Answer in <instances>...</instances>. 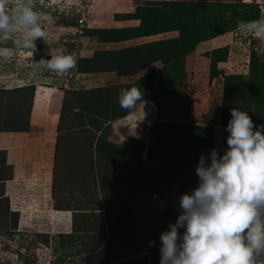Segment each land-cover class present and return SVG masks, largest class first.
Here are the masks:
<instances>
[{
    "label": "rangeland",
    "instance_id": "1",
    "mask_svg": "<svg viewBox=\"0 0 264 264\" xmlns=\"http://www.w3.org/2000/svg\"><path fill=\"white\" fill-rule=\"evenodd\" d=\"M35 3V10L42 14V30L46 34V42L43 38L36 40L35 50L42 51L39 55L45 56L51 51L46 50L48 48H52V50L63 48L68 54L77 59L80 58V55L83 58L91 57L96 49L102 51L105 48V46L98 45L95 39L83 38L86 28H89V26L91 28L108 27L111 26L113 21H123L118 24L122 23L125 26H137L139 24L138 20H123L124 16L121 15L120 17L118 14H132L138 7L146 6L149 3L161 8L162 11H168L171 4H179L178 7H175V12L181 14L188 12L191 9L189 7L191 4H208L212 6L211 12L219 11L224 17H228L235 7L237 12L250 15L249 17L252 20L264 18V0H58L56 4L51 6L48 0H35ZM228 5L234 7H227ZM243 6L249 7L245 8ZM198 13L203 15V17L198 15V17L205 19L204 17L210 14V9L208 6H204L197 11ZM81 17H84L86 21L82 26H78L74 19L78 20ZM177 36V31H169L153 37L163 40ZM229 37L233 38L229 58L230 61L237 63L235 72L248 74V63L252 50L258 56H262L264 60V41L252 36L242 35L239 31H235ZM235 37L240 38V40L235 39ZM14 41L15 36L6 42H0V48L10 49L14 47V50L10 49V55L7 58H0V63H19L14 67L9 66L1 69L3 72L0 73V131L3 129L26 128L29 122L31 91L7 93L8 89L20 85L37 84L39 87L36 92V100L37 96L40 99V94L47 91L42 88L43 85L46 87L47 85L62 87L63 91L66 90L63 88L64 84L69 86L71 90H88L94 86V83L86 82L87 77L78 80H75L74 77L71 79L69 72L57 74L47 69L44 60L40 62L32 61V58H38L33 57L36 54L32 53L33 51L27 52L26 48L18 47ZM128 44L131 43H121V45H114L113 47L119 46L115 48H121ZM16 49L18 51H15ZM25 73L31 78L20 80L19 77L22 78ZM214 81L213 88H217V95L220 96L221 89L218 88V85H221L222 88V81L220 78ZM113 85L117 84H105L104 87ZM187 86H190L189 89ZM196 88V85L190 83V80L189 82L186 79L184 80L183 91L185 93L186 90L189 95L183 103L182 110L185 111L193 100H197L193 96L197 94ZM202 95H204V92ZM67 99L71 101L70 97H67ZM60 100L62 102V95ZM147 100L154 101L153 99ZM70 105L69 103L68 107ZM211 110L208 116L214 119L216 111ZM77 114L76 111H68L64 115L65 122H63V125L66 124L65 128L68 131H65L66 135L62 133L63 148L61 159H59V161H62V175H58L60 184L58 194H60L62 202H67L71 194L74 196L83 195L80 198L85 205L81 207L83 209L80 211L81 214H77L78 223L76 227L79 232L71 234L74 217L72 209H75L74 207L63 213V216L67 218V227H69L66 231L45 227L38 228V231H29L23 227L18 228V232L16 230L12 231L13 224L11 216L8 215L7 219L0 220V264H107L106 261L115 258H123V260L112 264H153L155 257L156 261L160 262L161 254L154 255L156 251H160L158 247L162 243L160 234L169 230V225L176 222L179 216L176 211L178 205H175L174 202H167L170 206L161 203V193H158L155 196L156 198L151 200L149 195L155 189L146 186L147 177L141 171L140 174H138L139 172L136 173L133 168L132 171L130 169V173L126 174L127 179L123 182V186L119 184L117 188L114 184L110 183L108 185L107 199L101 193V182L98 178H96L94 186L89 185V183L79 186L75 183L76 180L82 178L81 173L84 175L87 173L85 162H89L91 159L93 163L97 162L98 154L95 153L94 149H92V156L90 155L91 150L87 147L88 139L92 136L95 141L102 133V130L99 131L94 126L79 127L80 123L85 121L86 118L84 120L77 119ZM157 119H159L158 116ZM86 123H88L87 120ZM228 136L229 133L225 135L222 141L217 143L219 145H215L216 143L213 140L212 145L205 149H197L194 141H192L194 144H183L182 141V143L178 141V143H181V145L178 144L180 164L190 167L196 166L199 164L201 155L210 157L212 149H216L220 156H223L228 148ZM128 137L130 136L116 135L114 131L108 136V140L121 146ZM2 157L3 154L0 153V161ZM146 157L147 150L144 149L141 155L142 162L145 161ZM124 170L127 169L116 168L115 170L114 167L106 165L104 162L99 169L94 168L93 174L94 176L101 174L103 178H109L115 172L119 174ZM190 170L195 171L196 169ZM187 184L191 189L195 187L191 182ZM181 188H184V186ZM70 202V204H73L71 200ZM161 204L164 205L163 208L160 207ZM0 213H6L3 206H0ZM156 213L161 214V217L157 218ZM183 230L185 231L181 228L179 231L182 232ZM150 241H155L156 245H150ZM140 252H146L147 256L143 258H139V256L126 258L131 254ZM96 255H98V258L101 257L99 262L96 259L91 260V257ZM257 264H264V254L257 256Z\"/></svg>",
    "mask_w": 264,
    "mask_h": 264
},
{
    "label": "trees",
    "instance_id": "2",
    "mask_svg": "<svg viewBox=\"0 0 264 264\" xmlns=\"http://www.w3.org/2000/svg\"><path fill=\"white\" fill-rule=\"evenodd\" d=\"M176 6L178 7L179 4H171L168 11H162L160 10L161 8H157L154 4L149 3L146 6L138 7L132 14H118L120 17L121 15L124 16L123 20H138L139 24L137 26L86 28L84 30L83 36L95 39L97 43H119L169 31H177L178 36L117 50H97L91 57L77 59L76 70L78 73L96 74L115 72L120 77L133 76L145 71L156 62H160L161 65L157 69L147 71L131 84H117L110 87L91 88L88 90L63 91V100L57 124L51 197L55 210L66 211L70 210L69 208H75L72 209L74 217L71 234L79 232L76 227L78 223L77 214H81L80 211L83 210L81 207L85 204H83L84 202L80 198L83 195L74 196L71 194L67 202H62L60 194H58V186L60 185L58 175H62V161H59L63 148L62 133L66 135L65 131H68L65 128L66 124L63 125V122H65L64 115L68 111H76L78 113L77 119L84 120L86 118L88 123L85 120L80 123L79 127L94 126L99 131L102 130V133L95 141L92 136L88 139L87 147L91 150L90 155L92 156V149H94L95 153L98 154V158L95 163L92 162V159L89 162H85L87 173L86 175L81 173L82 178L75 182L79 186L87 183L94 186L96 178H98L101 182V193L106 197L108 185L111 183L117 188L119 184L123 186V182L127 179L126 174L130 173V169L132 171L133 168L136 173L139 172L138 174H140L141 171L147 177L146 186L155 189L149 195L151 196V200L158 193H161L160 202L168 206H170L169 203L174 202L175 205H178L176 211L180 215L182 211L179 208L180 197L194 190L199 185L200 181L196 170H190L196 169L198 165L190 167L180 164L178 144L181 145L182 142L183 144L185 142L187 144L195 143L194 145L197 149L209 147L214 140L213 128L159 122L156 117V120L150 123L147 141L130 136L121 146H118L108 140V136L114 133V131L116 135H119L114 129L113 123L134 112H129L120 107L118 102L120 89L131 88L133 86L139 88L143 92L144 101L153 99L154 101L150 102L156 105L157 114L161 113L163 99H184L185 93L183 87L184 80L186 79V57L196 50L198 44L232 32L237 29V24L241 20L252 21V18L249 17L250 15H245L244 12L239 13L235 10L234 6L229 5L227 7L234 8L228 17L222 16L219 11L211 12L212 6L208 4H191L189 5L191 9L184 14L176 13ZM204 6H208L210 9V14L204 17L205 19L200 18L203 15L197 14V11ZM243 7L247 8L249 6ZM228 53V46H224L203 54L209 60V79L212 80L219 75L223 78L220 126L227 128L232 118L231 109L238 108L247 111L254 122L255 129H259L261 125H264V60L262 56H258L252 50L249 57L248 74L226 75L218 69L217 65L227 60ZM25 90L31 91L32 106L36 90L35 84L20 85L15 89L8 90L7 93ZM67 97H70L71 101ZM69 103L71 104L70 107H68ZM29 129L28 122L26 128L16 130L3 129L0 133L25 132ZM178 141L182 142L178 143ZM144 149L147 150V157L142 162L141 155ZM0 153L3 154L0 161V206H3L6 212L4 214L0 213V220L7 219L8 215L11 216L12 231H15L18 214L10 211L8 199L4 197V184L6 181L12 179L13 167L6 164L5 152L0 151ZM104 162L106 165L114 167L115 170L116 168L127 170L119 172V174L115 172L109 178H103L101 174L94 176V168L97 167L99 169ZM188 182L194 184L195 187L192 189L188 187ZM183 186L184 188H181ZM70 200L73 204H70ZM156 215L157 218L161 217L159 213H156ZM162 218L164 217L162 216ZM183 233L184 230L180 232L181 236ZM158 247L160 248L161 245ZM155 253V256L161 254L160 251H156ZM97 256H92L91 260L96 259L99 262L101 257L98 258ZM135 256L143 258L147 254L146 252H140L131 254L126 258H133ZM120 260H123V258H115L106 261V263L112 264L120 262ZM153 264H160V262L156 261V257Z\"/></svg>",
    "mask_w": 264,
    "mask_h": 264
},
{
    "label": "clouds",
    "instance_id": "3",
    "mask_svg": "<svg viewBox=\"0 0 264 264\" xmlns=\"http://www.w3.org/2000/svg\"><path fill=\"white\" fill-rule=\"evenodd\" d=\"M35 8V0H0V42L15 36L18 47L34 51L38 38L45 41L43 17ZM237 31L264 41V18L241 20ZM49 54L45 67L54 73L66 74L76 65L63 48ZM9 55L10 49L0 48V58ZM118 102L129 112L146 103L135 86L120 89ZM231 117L227 151L201 155L198 187L180 197L181 214L160 234V264H257L264 254V125L255 129L248 112L238 108Z\"/></svg>",
    "mask_w": 264,
    "mask_h": 264
},
{
    "label": "crops",
    "instance_id": "4",
    "mask_svg": "<svg viewBox=\"0 0 264 264\" xmlns=\"http://www.w3.org/2000/svg\"><path fill=\"white\" fill-rule=\"evenodd\" d=\"M75 21L77 23L76 19H74V22ZM119 22L123 21H113L111 26L97 28L132 27L125 26L122 23L118 24ZM89 28H91V26H89ZM235 31H237V29L214 39L199 43L196 47V50L186 57V81L188 80L189 82L190 80V83L196 85L197 94H194L193 96L196 97L197 100H193V102L189 104V107H187V109L184 111L182 110V107L184 106L183 103L186 99H188L189 95L186 93V90V96L184 99H163L162 112L157 114L159 121L213 128L214 143H216L215 145H219L217 143L225 138V135L228 134L226 131L227 128L220 126L222 88L221 85H218V88L221 89L220 96L217 95V88H213L215 82L214 80L220 78V80L223 82V78L221 75H219L220 77L218 76L212 80L209 79V60L204 57L203 54L216 48L228 46V58L225 62L218 63V69L226 75L239 74L240 72H235L237 69V63L230 61L229 58V55L231 54L230 47L232 46L231 40H233V38L229 36L232 35V33H235ZM83 38L88 40L90 39L87 37ZM236 38L237 37H235V39ZM237 39L240 40V38ZM156 40L160 39L150 36L119 43L97 44L105 46V48L102 50L104 51L122 49ZM126 42H130L131 44L122 46L121 48H115L119 46L113 47L114 45H121V43ZM10 49L14 50V47ZM51 49L52 48H48L46 50L50 51ZM53 50L55 51L56 48ZM15 51H18V49ZM32 51L33 50L31 49H27V52ZM41 52L42 51L40 50H34L32 53H35L36 56L33 57L38 58H32V61L40 62L42 60L45 61L51 59L50 54L40 56L39 54H41ZM82 57L83 56L80 55V58ZM75 60L77 61V58H75ZM44 63H46V61ZM18 64L19 63L14 64L12 62L0 63V73L3 72L1 69H4L5 67H14ZM160 65V62H156L148 67L145 71L127 77L117 76L115 72L81 74L77 72L75 65V67L69 71V75L71 79L74 77L75 80L84 79V77H87L86 82L88 81L94 83L92 88H99L104 87L105 84H131L138 80L147 71L157 69L160 67ZM19 78L20 80H23L29 79L31 77L25 73L22 78ZM35 85L36 90L29 115L30 129L25 132L0 133V151L5 152L6 164L13 167L12 179L6 181L4 184V197L8 199L10 211L18 214V221L15 229L16 232L19 231L18 228L22 227L29 231H38L37 229L40 227L50 229L55 228L56 230L66 231L69 229V227H67V218L63 216V213L68 211L55 210L51 197L57 124L61 109L60 97L61 95L63 96V90L62 87L58 88L57 86L52 87L50 85H47L46 87L43 85L42 88L46 89L47 91H45L43 94H40V99L37 96V99L35 100L37 88L39 87V85ZM189 87L190 86H187L188 89ZM63 88L66 90H71L69 89V86H65V84L63 85ZM203 92L204 95H202ZM211 109L216 111V116L214 119L208 116ZM113 126L117 134L125 135L122 131H120L118 123H113ZM205 148L208 147H203V149ZM61 233L66 234L68 232ZM45 248L47 247L45 246Z\"/></svg>",
    "mask_w": 264,
    "mask_h": 264
},
{
    "label": "built area",
    "instance_id": "5",
    "mask_svg": "<svg viewBox=\"0 0 264 264\" xmlns=\"http://www.w3.org/2000/svg\"><path fill=\"white\" fill-rule=\"evenodd\" d=\"M48 1L51 6L53 4H56V1L58 0ZM85 21L86 19L84 17L79 18L77 20L78 26H82ZM157 113L158 112L156 105L153 102L146 101L143 106H138L136 111L127 114L115 123H118L120 131H122L125 135L133 136L147 141L150 132V123L156 120Z\"/></svg>",
    "mask_w": 264,
    "mask_h": 264
}]
</instances>
